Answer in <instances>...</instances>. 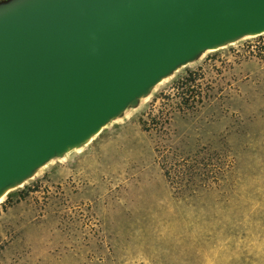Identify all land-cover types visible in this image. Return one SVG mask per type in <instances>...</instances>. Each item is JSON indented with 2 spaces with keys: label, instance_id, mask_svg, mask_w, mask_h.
Instances as JSON below:
<instances>
[{
  "label": "rangeland",
  "instance_id": "374dc122",
  "mask_svg": "<svg viewBox=\"0 0 264 264\" xmlns=\"http://www.w3.org/2000/svg\"><path fill=\"white\" fill-rule=\"evenodd\" d=\"M184 159L196 175L171 185ZM0 264H264V34L7 194Z\"/></svg>",
  "mask_w": 264,
  "mask_h": 264
},
{
  "label": "water",
  "instance_id": "95a60500",
  "mask_svg": "<svg viewBox=\"0 0 264 264\" xmlns=\"http://www.w3.org/2000/svg\"><path fill=\"white\" fill-rule=\"evenodd\" d=\"M263 34L264 0H0V201Z\"/></svg>",
  "mask_w": 264,
  "mask_h": 264
},
{
  "label": "trees",
  "instance_id": "16d2710c",
  "mask_svg": "<svg viewBox=\"0 0 264 264\" xmlns=\"http://www.w3.org/2000/svg\"><path fill=\"white\" fill-rule=\"evenodd\" d=\"M188 161V159L176 161V163L172 166V172L168 169H165V166H163L164 177L171 185L173 180H176L177 183L182 184L183 182L190 181L192 177L196 175L195 171H197V165H195L196 167L194 165L190 166V162Z\"/></svg>",
  "mask_w": 264,
  "mask_h": 264
},
{
  "label": "bare ground",
  "instance_id": "6f19581e",
  "mask_svg": "<svg viewBox=\"0 0 264 264\" xmlns=\"http://www.w3.org/2000/svg\"><path fill=\"white\" fill-rule=\"evenodd\" d=\"M4 199V198H3Z\"/></svg>",
  "mask_w": 264,
  "mask_h": 264
}]
</instances>
